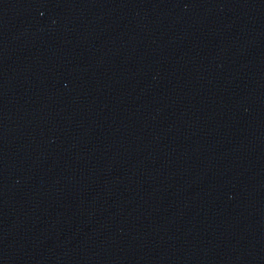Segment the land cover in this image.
Returning a JSON list of instances; mask_svg holds the SVG:
<instances>
[{
	"label": "water",
	"instance_id": "1",
	"mask_svg": "<svg viewBox=\"0 0 264 264\" xmlns=\"http://www.w3.org/2000/svg\"><path fill=\"white\" fill-rule=\"evenodd\" d=\"M0 264H264V0H0Z\"/></svg>",
	"mask_w": 264,
	"mask_h": 264
}]
</instances>
